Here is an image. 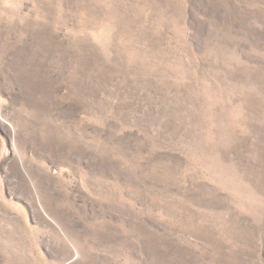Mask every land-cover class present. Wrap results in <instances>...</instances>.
<instances>
[{"label": "rangeland", "instance_id": "1", "mask_svg": "<svg viewBox=\"0 0 264 264\" xmlns=\"http://www.w3.org/2000/svg\"><path fill=\"white\" fill-rule=\"evenodd\" d=\"M0 264H264V0H0Z\"/></svg>", "mask_w": 264, "mask_h": 264}]
</instances>
